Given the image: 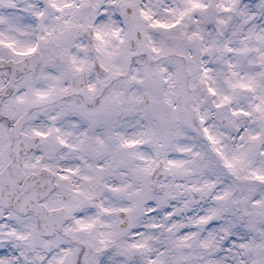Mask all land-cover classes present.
Returning a JSON list of instances; mask_svg holds the SVG:
<instances>
[{"label":"snow or ice","instance_id":"snow-or-ice-1","mask_svg":"<svg viewBox=\"0 0 264 264\" xmlns=\"http://www.w3.org/2000/svg\"><path fill=\"white\" fill-rule=\"evenodd\" d=\"M0 264H264V0H0Z\"/></svg>","mask_w":264,"mask_h":264}]
</instances>
